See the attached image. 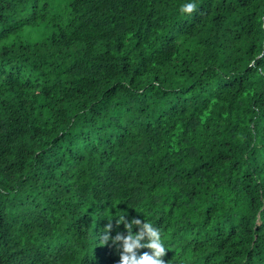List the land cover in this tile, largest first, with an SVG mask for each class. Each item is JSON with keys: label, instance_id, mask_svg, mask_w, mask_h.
Returning a JSON list of instances; mask_svg holds the SVG:
<instances>
[{"label": "trees", "instance_id": "16d2710c", "mask_svg": "<svg viewBox=\"0 0 264 264\" xmlns=\"http://www.w3.org/2000/svg\"><path fill=\"white\" fill-rule=\"evenodd\" d=\"M122 216L264 264V0H0V264H118Z\"/></svg>", "mask_w": 264, "mask_h": 264}, {"label": "clouds", "instance_id": "9594fccd", "mask_svg": "<svg viewBox=\"0 0 264 264\" xmlns=\"http://www.w3.org/2000/svg\"><path fill=\"white\" fill-rule=\"evenodd\" d=\"M196 9L194 2L182 4L180 11L182 13L191 14ZM117 224H124L127 235L117 233L115 237L111 236L112 223L104 229L100 236V240L106 245L111 240L114 245L122 248L118 264H166L163 259L167 250L162 241V234L158 228L153 226L146 219L144 221L133 218L131 222L125 219V216L119 217ZM139 228L138 233L133 232V228ZM146 242H143L145 241ZM140 249H149L148 252L142 254L138 252Z\"/></svg>", "mask_w": 264, "mask_h": 264}]
</instances>
